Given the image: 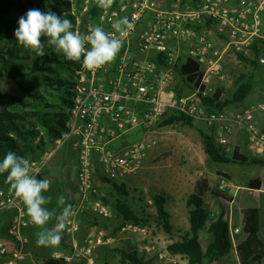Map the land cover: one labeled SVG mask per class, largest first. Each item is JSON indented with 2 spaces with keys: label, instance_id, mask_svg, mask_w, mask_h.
I'll return each mask as SVG.
<instances>
[{
  "label": "built area",
  "instance_id": "2783aa9c",
  "mask_svg": "<svg viewBox=\"0 0 264 264\" xmlns=\"http://www.w3.org/2000/svg\"><path fill=\"white\" fill-rule=\"evenodd\" d=\"M84 1L82 12H88L89 0ZM180 1L163 6L156 0H124L123 7L117 3L100 9L94 24L82 26L76 20L72 28L87 35L100 26L119 37L114 25L120 18L127 16L133 24L120 37L122 47L110 65L92 71L82 60L78 62L70 90L72 103L66 111V132L37 158L28 159L39 179L60 146L71 141L76 155L77 199L63 238L73 239L80 230L79 218L87 212L101 219L111 217V209L93 198L95 175L122 183L136 173L154 143L142 140L123 148L115 144L135 131L152 130L169 115H183L213 127L215 142L225 153L232 151L233 130L243 131L252 157L264 156V132L254 123L256 112L264 113V103L241 106L233 117L225 111L208 113L205 109L204 99L214 95L227 76L221 57L211 52L212 43L202 31L209 25L226 40L227 51L236 58H252L256 44L260 50L257 61L264 66V0H196L185 7ZM187 61L199 66L197 84L185 82L177 73V67ZM8 213L13 215L8 236L20 241L22 230L28 226L26 209L10 187L0 189V220ZM103 236L101 231L92 232L82 245L73 239L66 250L55 252L51 259L65 264H95L94 252L103 244ZM24 260L22 250L8 251L0 241L3 264Z\"/></svg>",
  "mask_w": 264,
  "mask_h": 264
},
{
  "label": "trees",
  "instance_id": "16d2710c",
  "mask_svg": "<svg viewBox=\"0 0 264 264\" xmlns=\"http://www.w3.org/2000/svg\"><path fill=\"white\" fill-rule=\"evenodd\" d=\"M84 2V0H74V9L79 10ZM195 2L196 0H181L180 6H192ZM88 3V17L95 22L96 15L101 8L97 6L96 0H89ZM117 3H121V0H115L114 4ZM70 5L68 0H0V161L8 151H14L17 155L27 159H35L54 145L55 141L59 140L67 130L66 111L72 103L70 90L74 84L78 62L69 61L62 54L56 53L51 46H48L46 39L44 41L45 54L39 57L19 45L14 32L18 28L19 18L25 16L30 9H39L41 12L51 11L62 18L66 14L65 18L71 20L74 25L75 18L70 13ZM58 8L62 11H58ZM252 49V58L246 59L238 56L237 59L253 68L264 67L257 61L260 54L258 46L255 44ZM177 73L190 84H197L201 76L199 66L190 61L177 67ZM244 78L245 76L241 75L237 79L235 90L226 97L221 95L222 91L218 88L214 95L204 99L206 111L222 113L229 107L243 104L247 95L255 87ZM5 80L13 82L19 93L5 91L1 86ZM192 122V119L183 115H169L159 123V126L180 124L193 128ZM198 132L209 164L251 167L262 165L259 158L243 156L237 149L230 153L223 152L215 142L213 127H209L207 131L199 130ZM6 176L7 173L0 174V189L10 187ZM223 177L228 178L226 175ZM101 180L110 184L115 193L107 191L100 201L119 216L123 225L144 229L153 222L163 233L173 235L174 229L170 222V214L166 210L168 201L166 194L151 195L155 214L150 216L144 212L138 213L131 207L124 198L127 196L124 184L118 187L113 184V181ZM260 183L259 179H252L246 187L259 188ZM209 194L224 201H230V198L223 192L211 189L207 179H199L185 200L189 230L181 234L178 240L166 246L170 255L183 257L187 264H212L229 255L233 249L229 238V226L223 220L224 211H220L217 216L209 219L204 203L205 197ZM75 201L76 199L72 200L71 205ZM204 231L210 236L205 245L201 240V233ZM254 244V238L251 237L247 243L237 247L235 251L239 264H257V259L247 253L254 248ZM110 253L119 254L121 264H149L135 249H113L108 251V254ZM42 264L65 263L49 257L44 259Z\"/></svg>",
  "mask_w": 264,
  "mask_h": 264
},
{
  "label": "rangeland",
  "instance_id": "374dc122",
  "mask_svg": "<svg viewBox=\"0 0 264 264\" xmlns=\"http://www.w3.org/2000/svg\"><path fill=\"white\" fill-rule=\"evenodd\" d=\"M68 1L71 4L70 13L74 16L75 22L78 20L82 26L92 25L96 22L89 19V11L82 12L83 3L79 10H75L74 0ZM156 1L163 6H172L177 3V0ZM57 10L62 11L60 8ZM231 72L244 73L245 69L241 67L233 68ZM1 86L5 91L19 93L16 85L9 80L2 82ZM231 89L228 91H231ZM192 124L193 128L180 124L158 125L148 132L135 131L115 144L116 147L123 148L142 140H149L154 143L138 171L122 183L113 181V184L118 187L124 184L127 192V196L124 198L131 207L138 213L144 212L150 216L155 214L151 195L166 194L168 196L166 210L170 214V222L174 233L172 236L163 233L153 222L144 229L123 225L119 216L112 211L109 219H101L93 213L87 212L80 218L79 225H83L82 227L80 225V235L85 236L91 230L101 231L105 241L103 245L99 246L98 252L94 254L95 264H121L119 254H108V251L129 248L135 249L143 260L149 264H187L183 257L170 255L166 250V246L178 240L181 234L189 230L185 200L193 191L195 183L199 179L205 178L210 183L211 189L219 190L229 197L228 184L229 186H231V183L239 185L243 180H247V175L255 176L259 172V168L251 166L209 164L207 160L203 162L206 156L202 149L198 131H207L208 126L196 121H193ZM70 143L69 140L60 146L45 169L46 174L51 179L50 190L46 195L53 198L50 204L52 206L56 204V198L59 196L66 198L77 192L73 175V159L75 156L71 151ZM217 170L228 172L232 176L231 183L227 184L226 179L217 176ZM222 184L224 188L221 189ZM93 188V198L99 200L105 196L107 191L114 192L110 184L102 182L98 173L94 177ZM220 200L211 194L205 197L204 203L209 213V219L214 218L222 211ZM209 239L210 236L206 231L201 233V240L204 245Z\"/></svg>",
  "mask_w": 264,
  "mask_h": 264
},
{
  "label": "clouds",
  "instance_id": "9594fccd",
  "mask_svg": "<svg viewBox=\"0 0 264 264\" xmlns=\"http://www.w3.org/2000/svg\"><path fill=\"white\" fill-rule=\"evenodd\" d=\"M115 0H96L99 8L107 10ZM124 6L121 0V7ZM59 17L55 13L41 12L39 9H30L25 16L18 20V28L14 35L19 45L43 57L45 39L48 46L73 62L83 61V66L97 71L110 65L117 57L122 47V37L133 24L128 17L120 18L114 25L119 37H113L102 27H94L90 34H81L73 31L72 21ZM7 173L6 180L14 195L22 202L30 222L38 227L36 243L38 246L51 247L59 245L64 228L67 226L72 213V205L67 204L63 196L56 198L57 208L47 207L53 198L46 195L50 190L51 181L47 178L38 179L32 172L30 161L8 151L0 161V174ZM55 220L52 227L49 223Z\"/></svg>",
  "mask_w": 264,
  "mask_h": 264
},
{
  "label": "crops",
  "instance_id": "0c3cea01",
  "mask_svg": "<svg viewBox=\"0 0 264 264\" xmlns=\"http://www.w3.org/2000/svg\"><path fill=\"white\" fill-rule=\"evenodd\" d=\"M202 31H204L208 35V38L212 43L211 52L217 53L221 57L223 69L225 72H227V78L220 87L222 91L221 95L226 97V95L231 94L235 90L237 79L241 75L245 76L244 80L255 85L254 89L247 95L246 100L243 104L236 107H229L225 111L227 116L233 117L234 115H236L238 109L241 106L264 103V68H253L248 64L240 62L232 53L227 51L226 40L223 37L217 36L215 31L209 25H205L204 27H202ZM242 64L244 65L243 67ZM240 67L245 69L244 73L240 72L236 74L235 72H231L233 68L235 69ZM229 89H231V91H228ZM183 91L185 92V90ZM254 123L260 131L264 132V113L260 111L256 112ZM230 147L232 150L237 149L238 152L243 156L252 157L251 152L247 146V137L243 131H240L236 128L233 130V134L230 137ZM70 148L72 153L74 154L71 143ZM74 156L73 175L75 178L76 155L74 154ZM259 160L262 161V165L253 166L259 168V172L255 176L247 175V180H243L239 185H233L230 182L232 176L228 172H223L220 170L216 171L217 176L224 178L223 176L226 175L228 178L224 179H226L227 184L231 183V186H229L228 184L230 201H224L222 199L219 200L222 206V211H224L223 220L226 221L229 226V238L232 243L233 249L231 250L229 255L214 262V264H239L235 250L237 249V247H239V245L247 243L251 239V237L254 238L255 244L254 248L250 251H247V253L257 259V264H264V156L260 157ZM204 161H206V157L203 159V162ZM45 178L51 180L46 172H44L42 179ZM252 179L260 180L261 183L259 188L251 189L246 187V184ZM74 199H77L76 192L65 198V200L67 201L66 203L68 204H71V201H74ZM47 207H49L50 209L55 208L57 207V204H54V206L48 205ZM57 211L59 212V209H57ZM11 219L12 213L6 214L1 219L0 241L7 246L8 251H11L13 249H20L25 253V260L18 264H42L44 259H47L49 257L51 258L52 254H54L55 252L66 250L73 239L76 243L82 245L84 240L87 239L88 235H90L92 232H95V230H91L87 233V235L81 236L79 230V232L73 237V239L62 237L59 245L43 247L38 246L36 243L37 233L38 231H40V229L30 222L27 213L26 219L28 222V226L22 230L20 241L12 239L8 236L7 231L11 224ZM54 222L55 220L50 222L48 227H52ZM82 226L83 225H81V227ZM235 229H237L238 232L235 233ZM104 243L105 241L103 238V244ZM99 246L96 247L95 252H98V250L100 249ZM0 264H3V262L0 261Z\"/></svg>",
  "mask_w": 264,
  "mask_h": 264
}]
</instances>
